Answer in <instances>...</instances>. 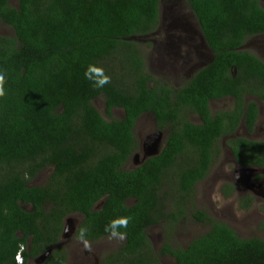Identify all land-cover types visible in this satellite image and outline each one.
<instances>
[{
  "label": "trees",
  "instance_id": "obj_1",
  "mask_svg": "<svg viewBox=\"0 0 264 264\" xmlns=\"http://www.w3.org/2000/svg\"><path fill=\"white\" fill-rule=\"evenodd\" d=\"M186 1L213 58L186 84L172 87L145 71L131 39L155 30L160 0H18L16 8L0 0V21L13 30L0 36V264H16L20 244L22 264L50 248L38 264H66L59 237L73 213L84 215L77 238L124 237L103 264H161L160 255L175 264H264V239L239 237L192 202L195 184L219 154L215 142L233 130L229 112L210 115L209 100L234 95L239 118L241 95L264 92V62L238 49L251 35L264 34V5ZM100 76L108 83L95 87ZM100 96L109 119L93 105ZM116 107L121 118L112 117ZM143 113L166 131L163 147L123 169L138 149L134 127ZM190 114L202 122L193 123ZM227 144L238 165L264 167V142L231 138ZM47 167L45 183L33 185ZM99 200L103 205L93 209ZM247 202L244 207L252 198ZM187 212L207 231L182 247L165 240L157 253L149 227L174 228Z\"/></svg>",
  "mask_w": 264,
  "mask_h": 264
},
{
  "label": "rangeland",
  "instance_id": "obj_2",
  "mask_svg": "<svg viewBox=\"0 0 264 264\" xmlns=\"http://www.w3.org/2000/svg\"><path fill=\"white\" fill-rule=\"evenodd\" d=\"M12 7H17L18 0H8ZM264 5V0H261ZM11 26L0 21V36H12ZM138 46L143 58L145 71L155 78L166 81L172 87L186 84L193 74L206 65L212 52L205 43L200 25L190 10L186 0H160L159 18L154 31L131 38ZM264 61V35L247 38L242 47ZM220 103V102H219ZM93 105L105 118V101L102 96L93 100ZM219 106L221 104H218ZM218 108L216 110H220ZM215 110V111H216ZM122 108H113L112 117L121 118ZM157 131L154 118L150 113L142 114L136 121L134 137L138 149L123 169H131L135 163L133 156L143 157L142 143L145 138ZM158 142L163 144L165 135ZM224 139L218 142L219 154L212 161L206 176L195 184L192 202L195 207L205 211L211 218L227 224L241 238L258 237L264 239V195L250 190V177L254 179L252 187L256 190L258 182L264 183L263 170H249L238 165L224 145ZM52 167L42 170L31 182L33 185L45 183ZM227 187L230 191L227 193ZM264 188V184L262 186ZM166 191L172 196L173 190ZM257 191H260L257 189ZM252 202L244 207L248 198ZM174 198V196H172ZM246 198V199H245ZM166 204L170 209L171 202ZM129 204L132 203L128 201ZM29 209V206H27ZM164 224H156L147 230L153 247L159 253L161 245L168 240L173 246H186L192 239L207 231L208 226L193 219L187 212L175 227L167 228ZM166 231V232H165ZM124 241L121 235L105 236L95 242H77L65 234L59 242L67 252V264H101L104 256L114 252ZM95 254V259L93 255ZM161 264H175L173 258L160 255ZM23 263V262H22ZM28 264H38L31 259Z\"/></svg>",
  "mask_w": 264,
  "mask_h": 264
},
{
  "label": "flooded vegetation",
  "instance_id": "obj_3",
  "mask_svg": "<svg viewBox=\"0 0 264 264\" xmlns=\"http://www.w3.org/2000/svg\"><path fill=\"white\" fill-rule=\"evenodd\" d=\"M262 35H264V34L251 35L248 38H252V37H256V36H262ZM246 42H247V39L241 44V46L238 47V49L242 50V51H247V52L255 55L257 58L261 59L256 54H254L248 50L242 49V47L244 46V44ZM212 58H213V52H212V56L210 58V61L208 63L211 62ZM206 65H204L203 67H205ZM203 67H201V68H203ZM233 72H235V68H234ZM261 89H264V88H261ZM241 98H242V103H241L242 113H241L239 118H238L239 113H238V108H237V107H239V105H238L236 97L234 95H226V96H223L221 98L211 99L208 102L209 113L211 116H216L219 112H229L228 116L226 117L227 118L226 123H228L229 126L233 128V130L228 134H223L222 136H220L218 138V140L215 142V145H216V148H218V142L220 143L221 139H224L225 140L224 145L226 146L225 148L227 149V151H229V153L231 154L232 159L234 160L235 163H236L235 157H234L230 147L227 144V141L229 139H231V138H245V139H248L251 141L264 142V92L262 93V95L258 94V93L245 92L241 95ZM218 104H221V105L219 106ZM250 104H253V105H250ZM247 105L254 106V108H255L254 118L252 120H250L246 116V109L245 108ZM218 108H221V109L216 110ZM143 114H145V113H143ZM189 119L193 123L202 122L201 117H199L196 114H190ZM233 125H234V127H233ZM162 132L166 136V131L164 130ZM217 156L218 155H214L213 159H215ZM131 157H130V159H131ZM142 160H143V157L141 159H139V156L134 155L133 161H134L135 165L132 168L140 165L144 161V160L143 161ZM126 163L124 164V166L126 165ZM245 168H247L249 170H254V169L263 170L264 169V167H261V166H259V167L253 166V167H245ZM251 175H252V173L248 174V176L250 177L248 179L250 181V186H249L250 190L252 192L257 193V194L259 193L260 195H264V188H262L264 183L258 182V185L256 186V188L259 189L260 191H257V189L255 190L251 186L252 183L254 182V179H251ZM129 201H131V200H129ZM102 205H103V200H99L94 204L93 209H99ZM83 219H84V215L79 214V213H73V214L66 216L64 219L63 229H62V232H61L60 237H59L60 238L59 242L62 240V238L65 234L68 236L69 239L75 240V242H74L75 245H76V241L77 242L85 241L88 243L97 241V240L89 241V240L80 239V238L76 237L77 229H78V227H79V225ZM50 249L52 251V248H50ZM92 255H93V258L95 259L96 255L95 254H92ZM103 259H102L101 264H103ZM85 262L86 261L83 260V261H81L80 264H85ZM66 264H67V252H66Z\"/></svg>",
  "mask_w": 264,
  "mask_h": 264
},
{
  "label": "water",
  "instance_id": "obj_4",
  "mask_svg": "<svg viewBox=\"0 0 264 264\" xmlns=\"http://www.w3.org/2000/svg\"><path fill=\"white\" fill-rule=\"evenodd\" d=\"M162 137H163L162 132L156 131L145 138L144 142L142 143V149L144 150L143 160L151 156H155L161 151L163 145L160 144L158 141L161 140ZM136 156L139 155L136 154ZM50 253H51V249H48L46 252H44L42 255L36 258L35 262L41 263Z\"/></svg>",
  "mask_w": 264,
  "mask_h": 264
},
{
  "label": "clouds",
  "instance_id": "obj_5",
  "mask_svg": "<svg viewBox=\"0 0 264 264\" xmlns=\"http://www.w3.org/2000/svg\"><path fill=\"white\" fill-rule=\"evenodd\" d=\"M95 70L97 72L101 71L100 69H95ZM86 77H87V73H86ZM3 81H4V77H3V75H0V96L4 95ZM106 83H108V77L107 76H100V77H98L95 80L94 86L95 87H103ZM157 131H159V130H157ZM127 222L128 221L126 219H121V220L118 221L119 224L124 225V226L127 225ZM24 249H25V246L23 244H20L16 254L20 253V255L22 257V261H21V263H17V261L15 260V256H14V261H15L16 264H22V262H23L22 252H23ZM34 261H35V259H34Z\"/></svg>",
  "mask_w": 264,
  "mask_h": 264
},
{
  "label": "built area",
  "instance_id": "obj_6",
  "mask_svg": "<svg viewBox=\"0 0 264 264\" xmlns=\"http://www.w3.org/2000/svg\"><path fill=\"white\" fill-rule=\"evenodd\" d=\"M15 260L17 261V263H21L22 257L20 255V253H18V254L15 255Z\"/></svg>",
  "mask_w": 264,
  "mask_h": 264
}]
</instances>
